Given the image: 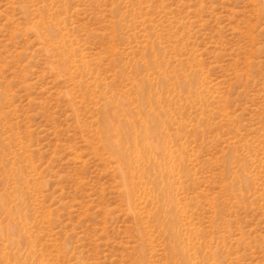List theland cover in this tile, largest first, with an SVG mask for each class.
I'll return each instance as SVG.
<instances>
[{"label":"rangeland","instance_id":"rangeland-1","mask_svg":"<svg viewBox=\"0 0 264 264\" xmlns=\"http://www.w3.org/2000/svg\"><path fill=\"white\" fill-rule=\"evenodd\" d=\"M0 264H264V0H0Z\"/></svg>","mask_w":264,"mask_h":264},{"label":"bare ground","instance_id":"bare-ground-1","mask_svg":"<svg viewBox=\"0 0 264 264\" xmlns=\"http://www.w3.org/2000/svg\"><path fill=\"white\" fill-rule=\"evenodd\" d=\"M109 119H110V125H109V127H110V132H109V134H110V136L109 137H118V138H120V134H121V129H120V127H119V125H118V123H117V120H116V118L114 117V114H113V112L112 111H109Z\"/></svg>","mask_w":264,"mask_h":264}]
</instances>
